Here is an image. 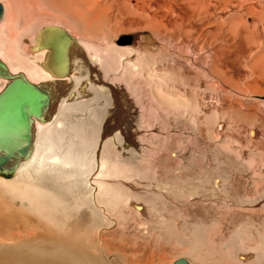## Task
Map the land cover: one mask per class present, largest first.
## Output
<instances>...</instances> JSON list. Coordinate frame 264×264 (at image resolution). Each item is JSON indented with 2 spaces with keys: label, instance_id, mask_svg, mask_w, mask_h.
Returning <instances> with one entry per match:
<instances>
[{
  "label": "bare ground",
  "instance_id": "6f19581e",
  "mask_svg": "<svg viewBox=\"0 0 264 264\" xmlns=\"http://www.w3.org/2000/svg\"><path fill=\"white\" fill-rule=\"evenodd\" d=\"M27 1L59 7L50 0ZM151 2L159 7L160 3L162 6L166 4L169 11L174 13H178L182 6L188 8L191 22L180 31L174 28V34L186 36L184 44L190 49V54L188 58L186 55L182 57V60L201 70L202 76L209 77L210 73L201 65L211 63L213 70L209 69V72L212 75L222 73L226 77L223 79L225 82L229 78V84L236 85L234 78L244 81L248 76L252 84L258 80L264 82V62L259 63V59L264 60V0ZM102 3L95 2L78 14L68 11L65 14L82 24L91 36V42L73 35L61 24L38 27L27 24L18 30L19 40L13 48L20 66L14 68L8 59L0 55L13 74L23 72L34 83L50 84L56 97L49 116L44 121H35L34 145L30 156L18 161L12 179L0 174V186L4 189L0 197V264H158L164 256L158 251L157 238L151 242L150 238L170 230L175 231L178 240L186 244V249L181 253L187 255L184 257L190 264H197L194 260L200 264H264V183L245 194L243 188L246 185L242 188L241 184L252 179L255 181V170L241 164L235 167L233 160L232 166L235 168L231 167V164L226 163L229 161L227 152L223 154L225 158L220 154V147L216 146L218 144L209 137L205 142L210 143L213 151L210 162L213 167H206L210 172L196 168L200 172H192L193 177L197 176L194 184L192 173L189 174L192 167L186 163V156H183L188 155L189 149L194 147L189 148L184 140L185 145L181 149L172 150L163 159L155 146L152 148L158 141L156 135H136L143 129L147 131L149 127H157L158 117H147L148 114L144 115L139 111L140 108L136 109L147 100L149 86L142 90L124 78L129 85H124L129 88V99L124 97L126 92H123L121 85L117 87L112 84L115 73L116 76L118 74L115 60L110 62L107 60L109 56L104 57L106 52L101 50L98 40L106 24L103 25L106 8ZM5 15L4 7L0 24ZM156 15L154 13V18H157ZM11 20L17 25L31 22L20 16ZM151 27L161 41H166L172 35L159 22L151 23ZM62 30L69 35H65ZM1 37L0 42L4 44ZM192 41H196V48L190 47ZM117 47L116 53L120 49ZM132 49L134 47H125V51L130 52ZM203 53H207L209 58L205 59ZM143 57L139 63L152 70L164 61ZM239 62L243 65H239ZM63 64H67L66 68ZM257 64L260 69H257ZM245 73L248 74L246 77ZM166 78L167 75L164 76ZM170 79L174 84L170 87H185V78L178 84L175 78ZM7 82L0 78V91ZM196 86L198 90L204 88L201 92H206L202 80H198ZM211 94L218 101L222 99L218 90ZM161 103L163 110L160 116L165 117L164 114H167L168 118V102ZM177 103L186 107L183 102ZM191 103L184 114L194 117L198 112ZM172 104L176 103L171 102L169 105ZM154 106L151 105L150 113L157 112ZM77 109L84 116L80 124L74 119ZM103 114L106 115L100 124ZM62 125L64 128L60 129ZM170 125V130L184 133L189 124L181 117L179 121L172 119ZM92 131L94 135L89 133ZM139 139L150 143V148L140 150V161L137 162L135 151L129 146ZM117 147H120V151ZM122 153L132 154L133 157L122 158ZM177 156L183 159L181 164ZM223 158L227 159L226 162ZM154 161H157V165H161L162 161L168 162L163 165L160 176L155 178L149 171ZM256 170L264 173V162L257 164ZM197 202L201 205H196ZM184 205L190 206V209L179 214ZM238 207L240 209H236ZM172 208L176 212L171 214ZM246 208L258 211H247ZM222 212L224 215L221 217ZM177 214L185 216V220ZM132 215L143 220L137 223L134 233L130 231ZM114 224L116 230L112 231V240L103 239L100 235L98 241L92 242L84 234L92 228L100 234L108 232ZM212 224H220L222 228L221 234L213 235L210 239L205 233ZM114 240L118 241L114 247L121 249V254L104 251V246L107 247ZM228 259L234 260V263Z\"/></svg>",
  "mask_w": 264,
  "mask_h": 264
},
{
  "label": "rangeland",
  "instance_id": "374dc122",
  "mask_svg": "<svg viewBox=\"0 0 264 264\" xmlns=\"http://www.w3.org/2000/svg\"><path fill=\"white\" fill-rule=\"evenodd\" d=\"M50 1L54 4L59 5V7L54 8V6L51 7L43 6L40 5L39 3L31 4L27 0H0V2L6 8V15L4 21L0 24V36H2L1 38H3L4 40V44H1L2 42H0V55L6 58V60L8 59V61L14 68H18L20 66L18 61L16 60V56L14 54L13 48L15 42L19 40L17 33L21 27H24L27 24L33 25L35 27L44 24L45 25L54 24V23L61 24L66 29H68L72 34L74 33L73 35L77 37H81L85 39V41L91 42L92 38L88 34V32L86 33L84 27L81 26L82 24H80L71 16L69 17L65 14L67 13V11L72 12L74 14H78L81 11H83L86 7L90 8L91 6H93L95 2H98L99 4L100 2H103L102 5H105L104 8H106L104 11L103 25L105 22L106 24H105V28L103 27L105 29L104 33L99 34L98 40H100L99 44H101V50H104L108 54L105 55L106 54L105 53L104 57L109 56L108 58L107 57L106 58L107 60L109 59L108 61L110 62L112 60L113 61L115 60L114 62L118 74L116 76L117 72L115 73L114 80L115 78H118L120 80L116 79L115 81L116 83H115L113 82L114 80L112 81V77H113L112 76L111 77L112 84L114 83L113 85L114 86L117 85V87H119L118 85H121L123 92H126L127 94L126 95L124 93L125 98L127 97L129 98V93H128L129 88L127 89V86L126 87L124 86L125 83L126 85H128L127 81L131 80V82H133L135 85L140 86L142 90H144L147 86H149L150 93L147 94L148 96L147 100L144 101L145 102L144 104L138 102V104L139 103L140 104L137 106L138 108L136 109L140 108L141 110L139 111H142L144 115L148 114L146 115L147 117L148 116L150 118H152V116L158 117L157 118L158 123L156 125L157 127H153V126L149 127V130L147 131H144L143 129V131H140L136 135L138 136L139 134L140 135L146 134L147 137L150 136L153 137V135H156V138L158 137V141H156V143L152 146V148L155 146L154 148H156L155 150H157L158 155L161 156V158L163 157L167 158L172 150L176 151L181 149L182 145H185L184 143L186 141L189 148L194 147V149L191 150L189 149L188 155L182 154L183 156H186L187 159L186 163L190 165V168L191 167L194 168V169L191 168L189 170V174H191L193 171L194 173H199L200 171L197 170L199 168H201L202 170L204 169V171L210 172V170H208L209 169L208 166H210V168L213 167L212 163H210L211 153L213 151L211 150L210 143L205 142V140L209 139L210 137L211 140L215 141L218 144L216 146L218 148L220 147L219 148L221 150L220 154L223 155L225 154L226 151L227 152L226 154L230 156L227 157L229 161L224 158L223 160L225 162L227 160L226 163H229V165L231 164L230 165L231 167L235 168L237 167V165L241 164L244 167H249L255 170L254 175L256 180L254 181L252 179L248 183L243 182L241 184L242 188L245 187L243 186L244 184L246 185V187L243 188L244 191L246 192L245 194L249 193L252 189L264 183V173L256 170L257 164L264 162V82L258 80L252 84V82L248 79L249 78L248 76V78H244V81L239 78H234L233 82L236 83L235 85V84H229L228 82L229 78L227 77L226 80L227 84H226V82L224 81L226 79L225 75H222V73L212 75V72H209V69L213 70L212 69L213 67L211 68V63L210 64L207 63V65L203 64L204 66L201 65L202 68H204V70L208 72V74L210 73L209 77H206L205 75L202 76L201 74L203 73H200L201 70L196 68L192 63H187L186 61L182 60L183 59L182 57H184L185 55L187 58L189 57L190 49L184 44V41H187V39H185L186 36L177 35V34L175 35L174 28L180 31V29L187 28L188 23L191 22V18L190 20L188 19L191 15L188 14V8L186 6H182L181 9H178V13H174L169 11L166 4L162 6V3H160L161 6L159 7V5H155L154 3H152L151 0H148L151 3L139 2V0L138 2L137 0H65L64 2H61V0H50ZM60 6H62V8ZM154 13L157 14L156 15L157 18H154ZM16 16H20L22 19L30 20L31 22L29 23L22 22L20 25L15 24V22L12 23L13 21L11 19L15 18ZM155 21L159 22V24L165 25L167 31L168 32L170 31L172 33V35L167 38L168 41L167 40L161 41L160 39L157 38L156 34L153 31V28L151 27V23L153 24ZM8 28L10 29V31ZM9 32L11 33L10 35ZM128 38H130L131 41ZM136 41H137V45L135 46ZM194 42L196 41H192L193 45H191L190 47L196 48ZM117 45L120 47V49L119 47H117L119 49L118 53L115 52L117 51L115 50L116 49L115 47ZM123 46H125L126 48L134 47V49H132V51L130 52L128 50L125 51V47L124 49H122ZM24 51H27V49H24ZM113 51L115 52V54ZM143 55L149 58H153V57H155L156 59L159 58L161 61L163 60L164 61L160 63V66L157 65L155 66L156 69L152 70L151 68H148L147 66H143L141 65V63H139L141 59H144ZM202 56L205 59L209 58L207 53H203ZM243 59H241V61ZM242 62L241 63L239 62V65H243L244 62L243 63ZM263 62L264 60L259 59L260 64H263ZM134 64L135 65L138 64V66L136 65L138 68H136V66L134 67ZM244 69L247 70L246 67H244ZM257 69H260V65L258 64H257ZM154 70H156V72ZM165 75H167L166 79H164ZM247 75L248 74L245 73L244 77H246ZM210 76L211 77L214 76V78L212 77L211 79ZM170 77H172V79L174 78L176 79V84L180 83V80L185 78L184 79L186 83L185 87L184 86L181 88L180 86H175L174 88L170 87V85L171 86L174 85L172 82H170L171 80ZM124 78L125 80L127 79V81H125ZM198 80L199 81L202 80L206 92L200 91L203 90L204 88L203 89L201 88L199 90L197 89L196 82H198ZM118 81L119 82L121 81L120 82L121 84H119ZM161 82H162V87H161ZM214 90L220 91L222 97L220 101H218L219 99L214 98V96L211 94V92ZM163 101L168 102L167 103V106L169 108V109L167 108L169 110L168 115L170 116L172 115L174 117V118L172 117V119H176V121H179L180 118L182 117L183 120H185L187 124L190 125V127H188L189 125L186 127L187 128L185 130L186 133L184 132L185 135L183 132H179L177 130L174 131L170 130L171 127L170 122L172 121L170 116H168V118H167V114H164L165 115V117L163 116L164 118L160 116L163 110L162 109L163 104L161 103ZM178 101L183 102L186 105V107L183 108L182 106H180L181 104H178L177 103ZM171 102L176 104L169 105ZM190 103L196 108L195 110H197L198 112V114L195 115L196 118L195 116L191 117L188 114L187 115L184 114L185 109L189 107L187 105H189ZM152 104L155 105L154 107L157 112L152 111L150 113L149 110ZM142 105L145 106L143 107ZM74 112H76V114L74 115V119L77 122H79V124L80 122H83L84 116H82L80 110L77 109ZM105 115L106 114H103V116H101L102 118L100 119V124L104 119ZM214 115L216 117H214ZM217 117H220L218 118L219 120L217 119ZM161 121H163V123ZM133 125H135V123ZM158 126H160V128ZM63 128L64 125H62L60 129ZM89 133L90 134L92 133V135H94L93 131ZM89 133L87 132L86 135L89 136L90 135ZM166 140H168V142H166ZM148 144L150 143L141 141L139 139L138 141L134 140L129 146V148L131 147V149H134L135 151L134 155L137 162L140 161V159H138L140 157V153H139L140 150L143 148H150V145ZM117 150L120 151V147H117ZM98 151L101 150L99 149ZM123 154L125 153L121 154L122 156H124L122 158L126 157L129 159L133 157L132 154L129 155L128 154L123 155ZM224 157L226 158V155ZM232 160L235 161L236 165L233 164ZM177 161H180L179 163L181 164L183 159L177 156ZM166 163L168 162L162 161L161 165H157L158 164L157 161H154L150 165V170H149L150 175L153 178L160 176L162 167L163 165H166ZM232 164L235 167L232 166ZM194 173L191 174L192 175L191 177L193 178L192 181L195 184V182L197 181L196 180L197 178L195 179V177L197 176L195 175V177H193ZM12 177H14L13 174L7 176L6 178L12 179ZM2 190L4 189L0 186V197H2V195L4 194V191ZM198 204L201 205L200 202L196 203V205ZM173 208L171 209L172 211L169 213L172 214L176 212L175 209L173 210ZM188 209H190V206L188 205L182 206L181 211H179L180 212L179 214H181V212L182 214L183 212H187L186 210ZM236 209H240V208L238 207ZM246 210L253 212L258 211L255 208H246ZM223 215L224 212L221 213V217ZM182 216L183 215H181L180 217ZM183 217L185 220V216ZM130 221L132 222V226L130 227V229L132 228L130 230L132 233H134L133 231L135 230L136 228L135 226L137 225V223L143 222L142 219L138 218L135 215L130 216ZM221 228L222 227L220 224H214V225L212 224L206 230L205 236L208 233V236L211 239L213 235L215 236L218 233L221 234L220 233ZM114 229L116 230V224H114L111 230H109L108 232L103 231L100 234L99 232H97V230L92 228L84 234L88 236L89 240L92 242L98 241L99 239L98 237H100V235L101 238L103 237V239L112 240L111 235H113L112 231ZM174 233L175 231L170 230L169 232L167 233L165 232L160 236L158 235V237L156 235L154 236L152 235V237L150 238V242L153 241V239L155 240L157 238L155 242L160 248V250L158 249V251L162 257L163 256L165 257V258L163 257L158 262V264H167V263L170 264L172 261H174L179 257L187 256L186 254L181 253L184 249H186L187 247L186 244L184 242L182 243V241L180 242L176 237L177 234L174 235ZM209 237L206 238L209 239ZM117 242H118L117 240H114L111 243H109L107 247L104 246V251L108 254L114 252L121 254L120 253L121 249H115ZM143 242L146 243L147 241H143ZM91 251L93 252L94 249H91ZM162 253L164 255H162ZM225 258L226 257H224V260ZM229 261L234 263V260L232 259H230ZM194 262L200 264L197 262V260H194Z\"/></svg>",
  "mask_w": 264,
  "mask_h": 264
},
{
  "label": "water",
  "instance_id": "95a60500",
  "mask_svg": "<svg viewBox=\"0 0 264 264\" xmlns=\"http://www.w3.org/2000/svg\"><path fill=\"white\" fill-rule=\"evenodd\" d=\"M3 14L4 7L0 2V21ZM62 32L69 35L64 30ZM63 65L66 68L67 64ZM62 70L65 73L64 67ZM0 78L8 81L0 91V174L10 176L14 174L18 161L30 156L35 121H44L49 116L56 97L50 84L34 83L23 72L13 74L1 58ZM171 264L190 262L185 257H179Z\"/></svg>",
  "mask_w": 264,
  "mask_h": 264
}]
</instances>
